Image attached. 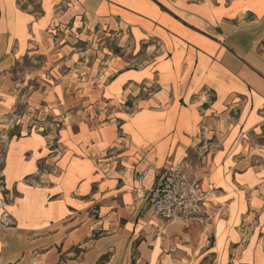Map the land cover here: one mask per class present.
<instances>
[{
    "label": "crops",
    "instance_id": "obj_1",
    "mask_svg": "<svg viewBox=\"0 0 264 264\" xmlns=\"http://www.w3.org/2000/svg\"><path fill=\"white\" fill-rule=\"evenodd\" d=\"M83 16V32L114 20L159 51L151 65H117L105 97L157 89L103 124L69 114L58 131L0 139V264H264V165L243 158L238 139L264 108V0H0V84H14L25 52L60 48L56 31L75 32ZM62 84L49 103L65 100ZM11 94L0 92V110ZM234 95L248 100L244 125L224 133L215 115ZM209 131L222 134L218 147L190 164ZM174 165L200 181L213 220L154 215L151 190Z\"/></svg>",
    "mask_w": 264,
    "mask_h": 264
},
{
    "label": "rangeland",
    "instance_id": "obj_2",
    "mask_svg": "<svg viewBox=\"0 0 264 264\" xmlns=\"http://www.w3.org/2000/svg\"><path fill=\"white\" fill-rule=\"evenodd\" d=\"M25 1L28 2V0ZM21 5L24 4L21 3ZM85 22L86 18L83 16L82 25L78 26L75 32L56 31V39L53 37L54 43L60 46L58 49L65 47L66 50L58 52V49H55L48 56L33 49L25 52L23 57L13 65L11 74H13L14 84H0V92L12 93V96L9 95L12 98L9 101L11 104L9 110H0V122L7 124L5 127L7 131H2L0 139H4L6 134L10 133L16 138L28 134L37 136L36 133L48 134L50 131H58L59 126L66 122L69 114H77L80 121L92 120L103 124L114 119L111 116L114 115V110L133 107L141 96L151 94L157 89V83L149 87L146 82H142L137 85L138 87L136 86V95V92H130L124 97L114 99L105 97L100 86L106 85L112 79L117 65H120L121 69L142 68L151 65L159 51L153 45L156 42L152 40L135 46L130 28L117 25L114 20L92 25L90 27L92 30L88 28L86 32H83ZM58 34H62L63 37ZM68 45L70 46L67 47ZM68 54L71 60L67 59ZM62 77H65L63 84L59 83ZM61 84L65 100L62 101L59 95L58 99L50 98L52 101L49 103L48 96L52 95L51 91ZM6 95L8 96V93ZM214 98L215 94L208 91L207 104L209 105ZM56 104L63 107V114L54 116L52 109H55ZM248 104V100L243 95H234L225 107L222 106V111L217 110L215 116L219 119L220 131L226 133L229 124L236 123L238 127L243 126L244 115L242 118L240 116ZM42 110L46 112L44 115ZM259 114L262 118H259V121L252 126L254 128L240 131L238 135L240 143L247 144V152H242V157L256 166L264 165V134H262L264 108L259 111ZM221 135L211 131L204 134L202 142L191 147L189 163L200 161L205 150L208 152V149L218 147L217 143L221 141ZM188 167L191 169L190 166ZM21 261L22 259L19 258L8 264H19ZM30 263L36 264V260L29 259Z\"/></svg>",
    "mask_w": 264,
    "mask_h": 264
},
{
    "label": "built area",
    "instance_id": "obj_3",
    "mask_svg": "<svg viewBox=\"0 0 264 264\" xmlns=\"http://www.w3.org/2000/svg\"><path fill=\"white\" fill-rule=\"evenodd\" d=\"M144 175V171L138 173L139 182L143 181ZM151 192L153 213L161 220L204 222L213 220L215 216L211 200L200 181L182 165H174L162 183Z\"/></svg>",
    "mask_w": 264,
    "mask_h": 264
}]
</instances>
